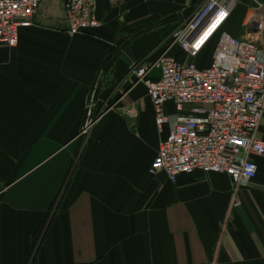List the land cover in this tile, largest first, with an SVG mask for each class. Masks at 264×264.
Segmentation results:
<instances>
[{"label":"crops","instance_id":"obj_1","mask_svg":"<svg viewBox=\"0 0 264 264\" xmlns=\"http://www.w3.org/2000/svg\"><path fill=\"white\" fill-rule=\"evenodd\" d=\"M202 1L98 0L101 26L73 37L66 0H43L18 46L0 44V264H264V157L238 208L227 175H149L170 127L158 129L129 72L164 53ZM260 4L244 0L227 32L248 37ZM101 83L113 97L82 136Z\"/></svg>","mask_w":264,"mask_h":264},{"label":"built area","instance_id":"obj_2","mask_svg":"<svg viewBox=\"0 0 264 264\" xmlns=\"http://www.w3.org/2000/svg\"><path fill=\"white\" fill-rule=\"evenodd\" d=\"M121 1L111 0L115 5ZM243 1L203 0L172 33L166 51L147 66L134 65L129 76L134 86H146L158 129L170 127L149 175L163 174L172 183L198 171L227 175L234 190L232 208L240 207L239 192L257 178L256 159L264 157V142L258 138L264 120V4L246 23L248 37H234L225 29ZM42 2L0 0L1 45L18 46L21 30L33 27ZM64 9L70 36L101 26L98 0H66ZM211 45V63L201 69L194 61ZM174 48L187 60L171 54ZM154 71L160 76L154 77ZM94 99L95 92L91 103ZM170 104L174 116L167 112ZM91 115L92 105L82 136L95 123Z\"/></svg>","mask_w":264,"mask_h":264},{"label":"rangeland","instance_id":"obj_3","mask_svg":"<svg viewBox=\"0 0 264 264\" xmlns=\"http://www.w3.org/2000/svg\"><path fill=\"white\" fill-rule=\"evenodd\" d=\"M242 8V9H241ZM248 9L244 8V7H240V9L237 11L236 13V17L234 22L241 16L244 14H246V11ZM237 32L234 33L236 36H243L245 29L243 28V26L241 25H237ZM129 76H130V72H129ZM134 82V81H133ZM101 85L102 83L98 86V89L95 92V99L93 103H90V105H92V115L90 117L91 121H94L100 114H102L104 112V110H106V107L108 106V104H110V100L112 99V90H110L109 92H103L101 90ZM107 105V106H106Z\"/></svg>","mask_w":264,"mask_h":264},{"label":"bare ground","instance_id":"obj_4","mask_svg":"<svg viewBox=\"0 0 264 264\" xmlns=\"http://www.w3.org/2000/svg\"><path fill=\"white\" fill-rule=\"evenodd\" d=\"M213 29H214V26H213L208 32H206V33L204 34V36H203V38H202V40H201V41H203V43H204V41H206V39H208V37H210L211 33L213 32ZM200 43H202V42H200ZM200 43H199V44H200Z\"/></svg>","mask_w":264,"mask_h":264},{"label":"trees","instance_id":"obj_5","mask_svg":"<svg viewBox=\"0 0 264 264\" xmlns=\"http://www.w3.org/2000/svg\"><path fill=\"white\" fill-rule=\"evenodd\" d=\"M46 227H47V224L43 227V230L41 232H44V230L46 229ZM41 235H42V233L40 234L39 238L41 237Z\"/></svg>","mask_w":264,"mask_h":264}]
</instances>
